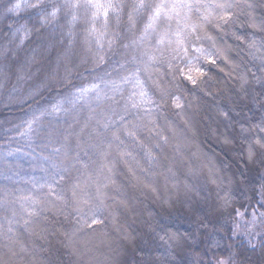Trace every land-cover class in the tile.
<instances>
[{
    "label": "trees",
    "instance_id": "1",
    "mask_svg": "<svg viewBox=\"0 0 264 264\" xmlns=\"http://www.w3.org/2000/svg\"><path fill=\"white\" fill-rule=\"evenodd\" d=\"M260 205L264 0H0V264H264Z\"/></svg>",
    "mask_w": 264,
    "mask_h": 264
},
{
    "label": "rangeland",
    "instance_id": "2",
    "mask_svg": "<svg viewBox=\"0 0 264 264\" xmlns=\"http://www.w3.org/2000/svg\"><path fill=\"white\" fill-rule=\"evenodd\" d=\"M244 158L243 155H234L235 160L238 159L243 161ZM219 180H221V178L217 177V181ZM217 188H221L220 190L222 191V189L225 190L226 186L220 187L218 185ZM260 206L245 212H239L243 215H237L236 221L233 224L234 236H237L251 245L264 243V208ZM253 217H255V219H253ZM114 249L115 247L113 250Z\"/></svg>",
    "mask_w": 264,
    "mask_h": 264
},
{
    "label": "snow or ice",
    "instance_id": "3",
    "mask_svg": "<svg viewBox=\"0 0 264 264\" xmlns=\"http://www.w3.org/2000/svg\"><path fill=\"white\" fill-rule=\"evenodd\" d=\"M17 6H19V4H17ZM220 7L225 12H227V5L226 4H221ZM157 14H159V13L157 12ZM221 19L226 23L228 20L231 19V17L230 16H225V17H222ZM253 26L255 27V25H253ZM248 47L249 48H255L256 47L255 42L252 41V42L248 43ZM221 55L223 56V53H221ZM207 61H208V63H212V64L217 63V60H216V58L213 55H208ZM194 71L199 73L201 70L200 69H195ZM187 79H189L193 84L196 83V80L191 75L187 76ZM257 142L259 143V141H257ZM237 215H241L242 216L243 214L238 212ZM253 219H255V217H253ZM221 264H223V261L221 262Z\"/></svg>",
    "mask_w": 264,
    "mask_h": 264
},
{
    "label": "clouds",
    "instance_id": "4",
    "mask_svg": "<svg viewBox=\"0 0 264 264\" xmlns=\"http://www.w3.org/2000/svg\"><path fill=\"white\" fill-rule=\"evenodd\" d=\"M222 261H223V264H226V260H224L223 258H221V260L218 261V264H221Z\"/></svg>",
    "mask_w": 264,
    "mask_h": 264
}]
</instances>
